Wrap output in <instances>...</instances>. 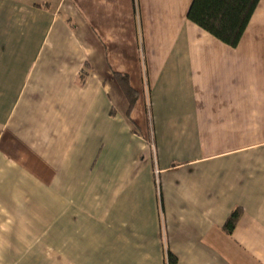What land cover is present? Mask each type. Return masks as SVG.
Listing matches in <instances>:
<instances>
[{
	"label": "crops",
	"instance_id": "1",
	"mask_svg": "<svg viewBox=\"0 0 264 264\" xmlns=\"http://www.w3.org/2000/svg\"><path fill=\"white\" fill-rule=\"evenodd\" d=\"M192 2L0 0V264H264V0Z\"/></svg>",
	"mask_w": 264,
	"mask_h": 264
},
{
	"label": "trees",
	"instance_id": "2",
	"mask_svg": "<svg viewBox=\"0 0 264 264\" xmlns=\"http://www.w3.org/2000/svg\"><path fill=\"white\" fill-rule=\"evenodd\" d=\"M261 0H193L188 19L196 25L211 33L213 36L236 47L257 10ZM86 73L81 77L84 80ZM115 78L129 101V112L134 107L138 94L131 88L127 75L115 73ZM241 215V210L236 209L225 223V229L231 232ZM170 264L175 263L174 256L169 253Z\"/></svg>",
	"mask_w": 264,
	"mask_h": 264
}]
</instances>
